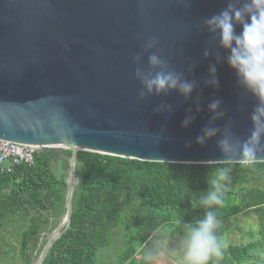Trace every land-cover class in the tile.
Segmentation results:
<instances>
[{"label": "water", "instance_id": "obj_1", "mask_svg": "<svg viewBox=\"0 0 264 264\" xmlns=\"http://www.w3.org/2000/svg\"><path fill=\"white\" fill-rule=\"evenodd\" d=\"M244 3L0 0V138L70 157L66 213L37 264L71 221L80 150L130 163L240 162V144L253 132L250 117L258 101L238 84L219 32L206 21ZM241 30L236 23V33ZM151 55L165 63L151 66ZM212 67L215 86L209 83ZM161 71L193 83V92L149 93L142 81ZM215 101L220 106L214 113L209 106ZM206 128L217 134L197 143ZM225 138L227 154L220 148ZM256 161H264V154Z\"/></svg>", "mask_w": 264, "mask_h": 264}, {"label": "trees", "instance_id": "obj_2", "mask_svg": "<svg viewBox=\"0 0 264 264\" xmlns=\"http://www.w3.org/2000/svg\"><path fill=\"white\" fill-rule=\"evenodd\" d=\"M61 157L64 154L40 149L33 164L0 170V228L16 216L28 222L20 248L26 264L32 255L28 250L40 244L39 256L48 242L44 232L53 231L66 213L68 180L65 171L58 172ZM225 166L231 168V183L224 207L216 209L220 234L224 239V223L240 214L254 215L258 228L250 227L247 242L225 241L220 264H264V161L130 163L126 157L89 150L78 152L79 181L69 226L42 264H100L115 228L126 233L116 264H145L143 253L154 249L155 240L164 239V231L174 229L183 235L185 224L203 217L207 209L199 198L208 191L216 169Z\"/></svg>", "mask_w": 264, "mask_h": 264}, {"label": "clouds", "instance_id": "obj_3", "mask_svg": "<svg viewBox=\"0 0 264 264\" xmlns=\"http://www.w3.org/2000/svg\"><path fill=\"white\" fill-rule=\"evenodd\" d=\"M206 23L210 31L219 32L221 47L228 51L227 64L235 72L238 84L258 101L250 117L253 132L240 144V162L248 165L264 154V0H245L240 8L229 5V8L210 17ZM236 23L241 25L240 33L235 31ZM148 46L151 47L152 44L149 43ZM164 63L156 55L149 57L151 66ZM215 73L216 69L212 67V79L209 83L213 86L218 83ZM136 75H140L139 70ZM142 83L149 93L177 90L185 97H188L195 87L193 83L182 80L175 72L164 71L157 72L151 78H145ZM219 106L220 102L215 101L209 108L215 113ZM188 123L189 120L186 119L184 125L187 126ZM216 134L217 129L206 128L204 135L197 138V143L203 144L206 138ZM220 148L225 154L230 151L231 145L227 138L220 141ZM230 173L231 168L227 166L219 167L214 172L213 178L208 182V191L199 198V204L207 211L202 218L184 225L179 241V256L173 264H220L222 261L227 244L220 234L222 222L216 209L225 205L226 193L231 183ZM156 232H160V229ZM166 245L165 239L155 240L154 249L143 253V262L157 264L159 258L166 255Z\"/></svg>", "mask_w": 264, "mask_h": 264}, {"label": "rangeland", "instance_id": "obj_4", "mask_svg": "<svg viewBox=\"0 0 264 264\" xmlns=\"http://www.w3.org/2000/svg\"><path fill=\"white\" fill-rule=\"evenodd\" d=\"M69 161V156L64 155V157H61V168L58 171L59 173L65 171L67 180H69L70 171ZM262 183L264 184V180ZM26 226H28V222H24L18 216H16L13 220L8 218L6 222L4 221V224L0 228V264H26L25 258L20 250L21 233L26 228ZM239 226L243 227L244 230L239 229ZM251 226H253L254 229L258 228L256 225V217L254 215L240 214L232 219L226 220V223H224V240L226 242L249 241L250 237L248 230ZM173 230L168 229L164 231V239L167 241L166 255L159 258L157 264H173V261L178 259L179 241L182 237V234L174 232ZM44 234L47 236L49 235L48 231L44 232ZM125 240V230L122 228H115L113 231L112 243L108 249L103 251L100 264H116V255L121 250ZM39 246L40 244L37 247H34V249L32 248V250H28L29 255L30 252H32V255L26 258L27 262L30 264H34V262L40 256H37Z\"/></svg>", "mask_w": 264, "mask_h": 264}, {"label": "built area", "instance_id": "obj_5", "mask_svg": "<svg viewBox=\"0 0 264 264\" xmlns=\"http://www.w3.org/2000/svg\"><path fill=\"white\" fill-rule=\"evenodd\" d=\"M39 150L35 144L0 138V170L11 171L13 165L33 164Z\"/></svg>", "mask_w": 264, "mask_h": 264}, {"label": "bare ground", "instance_id": "obj_6", "mask_svg": "<svg viewBox=\"0 0 264 264\" xmlns=\"http://www.w3.org/2000/svg\"><path fill=\"white\" fill-rule=\"evenodd\" d=\"M50 237H51V235L49 234V235L47 236V239H49ZM34 264H37L36 261L34 262Z\"/></svg>", "mask_w": 264, "mask_h": 264}]
</instances>
